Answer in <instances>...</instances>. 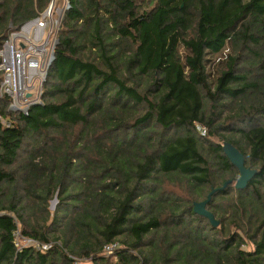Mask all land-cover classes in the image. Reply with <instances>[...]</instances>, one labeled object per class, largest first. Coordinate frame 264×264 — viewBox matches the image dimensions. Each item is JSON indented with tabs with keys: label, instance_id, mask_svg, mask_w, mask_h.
<instances>
[{
	"label": "trees",
	"instance_id": "16d2710c",
	"mask_svg": "<svg viewBox=\"0 0 264 264\" xmlns=\"http://www.w3.org/2000/svg\"><path fill=\"white\" fill-rule=\"evenodd\" d=\"M51 1L0 0V48ZM67 3L40 103L0 97V264H264V0Z\"/></svg>",
	"mask_w": 264,
	"mask_h": 264
},
{
	"label": "built area",
	"instance_id": "2783aa9c",
	"mask_svg": "<svg viewBox=\"0 0 264 264\" xmlns=\"http://www.w3.org/2000/svg\"><path fill=\"white\" fill-rule=\"evenodd\" d=\"M50 13L49 7L38 17L24 23L19 30L11 31L0 48V97L6 95L10 98L9 107L12 110L27 113L31 105L41 101L42 84L53 60L57 39L52 26L47 28ZM196 126L200 132L205 131L204 127ZM18 238L23 244H17ZM14 244L18 249L32 245L46 250L51 246L24 237L18 231ZM116 248L117 244L111 243L104 247V251L109 254ZM75 264H78V259H75Z\"/></svg>",
	"mask_w": 264,
	"mask_h": 264
},
{
	"label": "water",
	"instance_id": "95a60500",
	"mask_svg": "<svg viewBox=\"0 0 264 264\" xmlns=\"http://www.w3.org/2000/svg\"><path fill=\"white\" fill-rule=\"evenodd\" d=\"M57 41L58 40L56 39V42L54 44V48H55ZM53 58H54V54H53ZM47 70H48V68H47ZM47 70L45 73V77L47 75ZM9 109H11V108L9 107ZM222 149H223L224 153L227 155V157L230 159V161L235 165V167L239 171V176L234 183L235 188H237V189L245 188L248 181L256 173V170L249 169V168L244 166L243 154L241 152H239V150L236 149L234 146H232L230 143L224 142L222 144ZM229 182L230 181H225L221 188H223ZM215 191H216V188L211 189V191L207 194V197L204 200H202L200 202H195L193 205L194 212L208 218V220L210 221V223L213 227H216L219 222H218V220L215 219L214 215L209 210L206 209V204L209 202L212 194ZM55 201H56V199H54V202Z\"/></svg>",
	"mask_w": 264,
	"mask_h": 264
},
{
	"label": "rangeland",
	"instance_id": "374dc122",
	"mask_svg": "<svg viewBox=\"0 0 264 264\" xmlns=\"http://www.w3.org/2000/svg\"><path fill=\"white\" fill-rule=\"evenodd\" d=\"M49 7H50L51 13H50V20L47 22V28L48 27L50 28L52 26L53 32H56L59 26L61 17H62V13L64 9L67 7V0H53L51 1L47 9ZM35 86H36V83H35ZM55 203L56 201L54 202V199L50 201L49 209L51 211L54 210ZM17 244L19 245L23 244L20 238L17 239ZM249 248L250 246H248L246 249H249ZM78 264H91V263H90V259L87 258V259H78Z\"/></svg>",
	"mask_w": 264,
	"mask_h": 264
}]
</instances>
